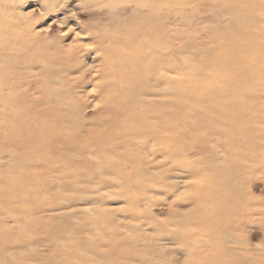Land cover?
Here are the masks:
<instances>
[{
  "label": "rangeland",
  "instance_id": "rangeland-1",
  "mask_svg": "<svg viewBox=\"0 0 264 264\" xmlns=\"http://www.w3.org/2000/svg\"><path fill=\"white\" fill-rule=\"evenodd\" d=\"M113 1L0 0V264H264V43L252 39L256 25L264 34V0L167 1L156 43L166 58L147 72L153 83L166 68L164 85L152 87L170 89L166 163L152 157L157 141L100 136L110 119L95 80L81 89L79 73L69 84L54 78L67 75L50 61L55 45L73 46L81 30L123 38L139 28L134 5ZM24 26L44 37L33 43L42 55L25 51ZM101 57L80 59L84 83ZM46 88L56 91L51 104L37 102ZM39 110L57 136L43 152L45 140L32 136ZM91 140L102 141L88 152ZM205 193L213 201L199 200ZM194 207L216 213L180 222Z\"/></svg>",
  "mask_w": 264,
  "mask_h": 264
},
{
  "label": "bare ground",
  "instance_id": "bare-ground-1",
  "mask_svg": "<svg viewBox=\"0 0 264 264\" xmlns=\"http://www.w3.org/2000/svg\"><path fill=\"white\" fill-rule=\"evenodd\" d=\"M96 1L103 2L104 0H96ZM115 1L117 0H114L113 2ZM167 1L168 0H124L125 5L129 3L134 5V10H133L134 19H131L130 24L136 25L137 20H140L139 24H137L139 28H137L132 33H130V35L127 34V36H123V38H121V35L113 36V35H110L109 33L97 34L96 32L94 33L89 30H87V32L81 30L83 34H87L86 37L84 36L80 38L78 37L79 35H76L74 45L69 48L66 47V50H64L63 47L61 46L55 45L53 56L52 58H50L51 59L50 61L53 62L54 64L58 63L57 65L61 71L67 72V75H63L65 77L64 82L62 80L63 78H61L60 75L55 77V75L58 74L57 72L55 75L53 73L55 80L60 82L61 84L68 83V81L66 80L71 78L70 76L72 74L79 73L81 74L80 75L81 77H79L78 79H75V85L77 87H80L82 89L84 88L86 83H90V81H92L93 79L96 81L94 82V87L98 88L100 90L99 92H101V89H103L102 95H100V93L98 92L95 97L97 99V98H100V96H102V99H101L103 101L102 105L107 106L106 111L109 116L110 123L109 125H107V127L103 128V130L100 133V136L103 135V133L105 132L108 133L109 131L113 130V132H116L117 135L120 134V137L121 135L122 136L125 135V137H127L128 139L133 138V140L143 139L147 141H155V142L157 141V143L153 145L154 148L152 149V157H157V156L161 157L162 163H166L170 161L173 156L172 154H169L166 151V145L168 144L171 138V132L168 130L169 122L167 121V116H166L167 108L170 104H172L171 99L168 98L169 93H166V89L168 91L170 89L168 86L166 89L162 88L159 91L152 88L154 84L158 87L164 85L166 81L165 79L166 68L165 67L159 68V71H158L159 74L152 78L153 83L148 82V79H150V76L147 75V72L149 69L153 68L156 61L163 62L166 58L165 53L163 52V49L162 50L156 49V43H159V40H160L159 34L162 32L165 35V32L167 30L166 27H168L167 21H166L167 19L166 17L164 18V16H168L169 14ZM241 5L242 7H244L243 4ZM243 9L246 12H253V9L251 6H248L247 8H243ZM254 10H255V7H254ZM94 18L96 19L98 18V16L96 15ZM258 27L260 26L256 25L255 26L256 33H254L253 35L251 34L252 33L251 32L249 36L252 37L253 35L252 39L254 40L256 38L257 39L256 41H259L262 44L264 43V34H262L263 32L260 34ZM22 28L25 34L24 42L26 41L27 43L25 44V47H26L25 51L29 52L30 50H33L35 56L42 55L44 51L39 46L37 48H34L33 43L34 41L41 40V37L43 36L35 35L33 33V30L29 26H24ZM79 38L83 40L91 41V43H89V45L80 44ZM104 44H107V46ZM90 46H95V47H93L92 49ZM122 46L124 47L126 46V49H124ZM91 50H94V52L101 54L103 56L101 57L103 59V63H106V64H104L102 67H99L97 71L98 74L93 75L89 80H87V82L84 83V81L86 80L87 72H89L90 69H86L85 71H82L83 68H85V66H84V61L82 60L80 61V59L90 55ZM106 54H112V55L116 54L114 56L115 59L111 61L107 60ZM25 62H26V66H29V65L31 66V64L29 63L27 64V62L29 61L26 60ZM38 62H39L38 60L35 61V63H33V66L40 64V62L39 63ZM69 67L75 68L76 71H74L75 69L69 70L68 69ZM109 73H111L114 77L119 78L120 82L118 81V83H116L117 85L115 83H110V82L104 83L102 81L103 79L107 77ZM138 78H141L140 80L145 81V87L147 89L139 90V88H137L138 81H139ZM99 79L101 81H98ZM138 91L139 92L141 91V93H143V96H144V98H142L139 102L136 99H134V96L138 93ZM94 92H96V90H93L90 93L93 94ZM48 93H50L51 96L54 97V99L56 98V91L50 92V90L48 89L47 92L46 91L44 92L45 96L43 98H39V100L37 99V102L42 101V103L51 104L52 99L49 98L50 96L48 95ZM112 93L113 95H111ZM83 95L85 96V94ZM115 103H116V109L111 108L110 106H112ZM177 103L179 104V101H177ZM98 107H100V105ZM46 112L44 110H39L36 113L37 115H34L32 118L33 119L32 122L33 121L37 122V123L34 122L35 129L32 131L33 133L32 136L35 139L37 138L44 139L45 142L47 143V144L45 142L42 143V146H43L42 152L43 150L47 148V145H49L48 143H52L53 140L56 139L57 137L56 134H53L54 132L51 131L49 127L50 123L47 119L45 120L43 118L41 122L38 121L41 119L42 115H45V116L47 115ZM245 120H246V117H245ZM122 122L127 123V125H125L123 128L120 127L121 126L120 123ZM227 129L229 130L231 128H227ZM232 130L233 129H231V131ZM237 131H238V128H237ZM116 133H113V134L115 135ZM180 136L182 137L183 134L178 132L176 137H180ZM172 137H174V135ZM101 141L102 140H96V141L91 140L85 146L86 147L85 149H87L88 152H92V150L98 148ZM129 143L132 144L134 142L131 140ZM146 144L147 143H145V145ZM134 148L136 150H139L137 146H134ZM241 160L240 162H242ZM200 164L202 165V163ZM183 169H187V166L184 167ZM217 182L219 183V179ZM224 183L225 181L221 182V185H223L222 186L223 191H226L229 194H237V190L234 186H231L230 184H224ZM198 198L199 200H202V201H206L210 199L213 201V199L215 198V195L213 194L207 195V193H205L204 196L201 197L199 195ZM197 213L201 214L200 220L203 218L208 219L210 216L215 215L216 208L210 211V209L205 210L204 208H201V207H198V210H197V208L194 207L190 213L180 217L181 219L179 221L181 222V221H184L185 219H191Z\"/></svg>",
  "mask_w": 264,
  "mask_h": 264
}]
</instances>
